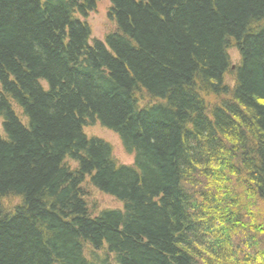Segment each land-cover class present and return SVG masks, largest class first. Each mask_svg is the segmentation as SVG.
Masks as SVG:
<instances>
[{
    "label": "trees",
    "instance_id": "trees-1",
    "mask_svg": "<svg viewBox=\"0 0 264 264\" xmlns=\"http://www.w3.org/2000/svg\"><path fill=\"white\" fill-rule=\"evenodd\" d=\"M99 1L0 0V264H264V0Z\"/></svg>",
    "mask_w": 264,
    "mask_h": 264
},
{
    "label": "rangeland",
    "instance_id": "rangeland-1",
    "mask_svg": "<svg viewBox=\"0 0 264 264\" xmlns=\"http://www.w3.org/2000/svg\"><path fill=\"white\" fill-rule=\"evenodd\" d=\"M109 7V0H100L97 5V11L86 19V22H88L90 30L92 31L91 41L98 39L104 42V38L107 33L114 31V25L109 21V19H107ZM230 58L232 59L233 66L239 62V57L235 51L230 53ZM228 83L231 84L232 81L229 80ZM1 124L2 123L0 121V132H2ZM84 131L88 138L94 137L108 142L113 149L114 158L119 164L128 166H132L134 164L133 157L125 153L122 148L121 141L113 132L105 130L101 126H91L84 129ZM83 186L87 193V202L90 206L94 205L96 209L101 211H103V209H123V206H121L115 198L113 199L112 197L104 194L101 195L96 189L89 186L88 183H85ZM262 210L264 212V208Z\"/></svg>",
    "mask_w": 264,
    "mask_h": 264
},
{
    "label": "bare ground",
    "instance_id": "bare-ground-1",
    "mask_svg": "<svg viewBox=\"0 0 264 264\" xmlns=\"http://www.w3.org/2000/svg\"><path fill=\"white\" fill-rule=\"evenodd\" d=\"M88 23V22H87Z\"/></svg>",
    "mask_w": 264,
    "mask_h": 264
}]
</instances>
